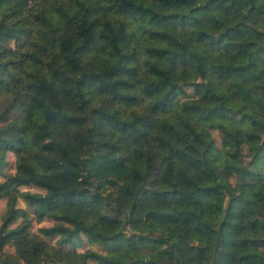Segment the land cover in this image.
Returning a JSON list of instances; mask_svg holds the SVG:
<instances>
[{
    "label": "trees",
    "instance_id": "1",
    "mask_svg": "<svg viewBox=\"0 0 264 264\" xmlns=\"http://www.w3.org/2000/svg\"><path fill=\"white\" fill-rule=\"evenodd\" d=\"M263 168L264 0H0V264H264Z\"/></svg>",
    "mask_w": 264,
    "mask_h": 264
},
{
    "label": "rangeland",
    "instance_id": "2",
    "mask_svg": "<svg viewBox=\"0 0 264 264\" xmlns=\"http://www.w3.org/2000/svg\"><path fill=\"white\" fill-rule=\"evenodd\" d=\"M60 1L61 2H67L68 0H60ZM30 7H32V3L30 4ZM8 46H10L11 48H18V44L15 43L13 40H10L8 42ZM185 90L188 93H190V94L192 93V88L187 87ZM139 106H140V104L139 105L138 104H135V105L131 106L129 108V110L136 109ZM211 132H212V134H213V136L215 138L216 144L219 146L220 139H221V135L216 130H212ZM8 160H9V165L5 169V172L6 173L7 172H12L15 169V161H14L15 158H14V156L12 154H8ZM263 170H264V168H263ZM19 189L21 191L39 192V193H42L43 192V190L41 188L35 186L34 184H23V185H21L19 187ZM20 206H24V203L22 201H20ZM4 208H5V200L4 199H0V215H1L2 211L4 210ZM52 222L53 221L51 219H47L46 218L40 224H35L34 223L33 226H32V229L33 230H36L38 228V226H50V225H52ZM0 225H1V219H0ZM12 226H14V225H12ZM87 247H89V244L87 243L86 239L84 238L83 239V243L81 244L80 248L81 249H86ZM94 248L97 249V250H103L102 247L100 248V247L94 246ZM4 250L6 252H9V253H13L14 252V248L11 245H9V244H7L4 247Z\"/></svg>",
    "mask_w": 264,
    "mask_h": 264
}]
</instances>
